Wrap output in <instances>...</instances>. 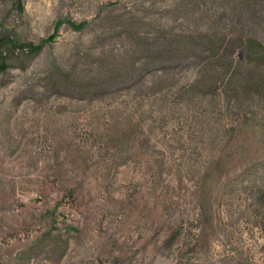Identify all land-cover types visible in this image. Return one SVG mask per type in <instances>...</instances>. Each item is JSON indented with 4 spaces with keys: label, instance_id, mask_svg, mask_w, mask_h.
<instances>
[{
    "label": "rangeland",
    "instance_id": "1",
    "mask_svg": "<svg viewBox=\"0 0 264 264\" xmlns=\"http://www.w3.org/2000/svg\"><path fill=\"white\" fill-rule=\"evenodd\" d=\"M250 11L0 0V264H264Z\"/></svg>",
    "mask_w": 264,
    "mask_h": 264
},
{
    "label": "trees",
    "instance_id": "2",
    "mask_svg": "<svg viewBox=\"0 0 264 264\" xmlns=\"http://www.w3.org/2000/svg\"><path fill=\"white\" fill-rule=\"evenodd\" d=\"M244 2L249 7H252L253 11H250V13L251 16L254 18V21L253 24L251 23L243 26L241 41L233 45L232 50L235 51L239 47L243 48L244 58H242L239 62L241 64H245V63L249 64L247 68V74L245 77L249 75V77L252 78V73L254 69H256L255 66L257 64L264 65V41L260 35V32L257 30V25H256L258 24L260 26H264V0H244ZM60 23L61 21L59 22V24ZM70 24L72 25L73 28L80 29L83 28L86 23L77 24L74 22H70ZM50 38H53V36H51ZM43 46H44L43 42L38 45L35 44L26 45V47H28L29 52L34 54L40 52ZM211 50L213 51V53H215L216 56H222L223 54V49L221 46L214 45L213 47H211ZM2 65L5 66L4 63H2ZM246 80L247 79H245V81Z\"/></svg>",
    "mask_w": 264,
    "mask_h": 264
}]
</instances>
